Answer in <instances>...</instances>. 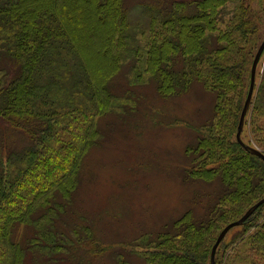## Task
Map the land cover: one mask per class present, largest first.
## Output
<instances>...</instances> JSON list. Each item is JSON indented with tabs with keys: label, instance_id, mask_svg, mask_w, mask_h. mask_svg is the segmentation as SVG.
Listing matches in <instances>:
<instances>
[{
	"label": "trees",
	"instance_id": "16d2710c",
	"mask_svg": "<svg viewBox=\"0 0 264 264\" xmlns=\"http://www.w3.org/2000/svg\"><path fill=\"white\" fill-rule=\"evenodd\" d=\"M229 1L169 0L135 29L126 0H0V131L26 141L9 148L0 137V264H28L31 252L34 264H69L63 260L77 254L64 243L73 242L68 234L93 242L89 226L84 235L73 226L66 235L59 222L70 226L64 215L86 154L100 143L98 118L117 101L123 107L136 99L131 88L117 95L112 81L124 60L140 55L134 47L140 32L148 33L143 72L156 80L158 94L181 95L195 82L214 92L213 114L186 149L187 171L193 179L220 181L222 191L204 215L189 209L155 237L142 236L134 253L145 264H211L221 230L264 197V160L237 140L263 11L236 0L232 15L221 20ZM102 52L105 71L93 65ZM259 64L242 138L264 152ZM133 71V83H142L140 67ZM21 224L32 234L19 238ZM229 232L216 264H264V204Z\"/></svg>",
	"mask_w": 264,
	"mask_h": 264
},
{
	"label": "rangeland",
	"instance_id": "374dc122",
	"mask_svg": "<svg viewBox=\"0 0 264 264\" xmlns=\"http://www.w3.org/2000/svg\"><path fill=\"white\" fill-rule=\"evenodd\" d=\"M167 1L126 0L135 29L146 25V15ZM251 2L263 11L260 46L264 39V0ZM235 4L236 0L226 4L221 20L226 21L232 15ZM147 36L148 33L138 34L134 47L141 49L140 55L124 60L112 81L117 95L131 88L129 91L136 99L123 107V99L117 101L118 105L98 118L100 143L87 152L79 189L64 215L70 226L59 222L66 235L72 226L82 230L84 235V229L89 226L93 238V242H77L76 235L68 234L73 242L64 243L72 247L77 256H67L63 260L66 263L145 264L143 258L134 253L140 250L137 244L142 236L155 237L167 223L189 209L197 216L204 215L222 191L220 181L209 183L193 179L187 171L192 159L186 149L197 141L196 127L211 118L215 94L199 82L181 95L162 97L158 94L156 80L143 72L146 55L142 48ZM105 56L104 52L97 54L93 58L94 67L101 65L105 71L109 67H105L108 63ZM134 65L142 70L140 79H145L142 83H133ZM263 65L261 61L259 71ZM0 137L9 148L26 142L19 133L0 131ZM32 232V227L22 224L16 228L19 238ZM33 253L28 264L36 261Z\"/></svg>",
	"mask_w": 264,
	"mask_h": 264
},
{
	"label": "water",
	"instance_id": "95a60500",
	"mask_svg": "<svg viewBox=\"0 0 264 264\" xmlns=\"http://www.w3.org/2000/svg\"><path fill=\"white\" fill-rule=\"evenodd\" d=\"M264 52V39L261 42L253 64H252V68H251V78H250V86H249V91L244 103V107L241 113V117H240V122H239V126H238V132H237V140L245 147V149H247L249 152L258 155L259 157H261L264 160V152H262L259 148L251 146L249 144H246L243 141L242 138V132H243V128H244V124H245V119H246V115L249 111V108L251 106L252 100H253V96L255 93V88H256V79H257V68H258V64L260 61V58L262 56ZM264 204V197L262 199H260L258 202H256L254 205H252L239 219L230 222L229 224H227L219 233L217 240L212 248V252H211V264H216V253L218 250L219 245L221 244V242L223 241V239L226 237V235L229 233V231L231 229H233L234 227L237 226H241L244 224V222L252 215L254 214V212L257 210V208Z\"/></svg>",
	"mask_w": 264,
	"mask_h": 264
}]
</instances>
